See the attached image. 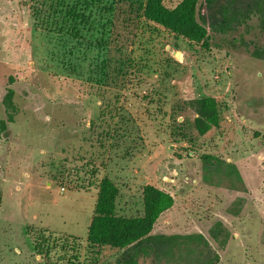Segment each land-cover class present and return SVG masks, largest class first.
Wrapping results in <instances>:
<instances>
[{
    "label": "rangeland",
    "instance_id": "rangeland-1",
    "mask_svg": "<svg viewBox=\"0 0 264 264\" xmlns=\"http://www.w3.org/2000/svg\"><path fill=\"white\" fill-rule=\"evenodd\" d=\"M34 3L0 0V119L11 82L19 108L0 138V264H121L124 250L87 241L104 177L118 184L125 216L143 214L148 184L174 196L153 233L202 232L219 264H264V61L216 34L209 48L162 29L151 34L120 11L98 85L95 67L80 77L48 68ZM146 49L151 68L143 70L136 58ZM203 96L219 104L220 122L200 135L188 101ZM205 155L235 164L245 189L226 177L207 181ZM218 220L232 233L225 248L209 234Z\"/></svg>",
    "mask_w": 264,
    "mask_h": 264
},
{
    "label": "trees",
    "instance_id": "trees-1",
    "mask_svg": "<svg viewBox=\"0 0 264 264\" xmlns=\"http://www.w3.org/2000/svg\"><path fill=\"white\" fill-rule=\"evenodd\" d=\"M120 11L134 15L151 34L162 29L204 48L213 45L216 34L229 48L244 49L256 60L264 61V0H180L174 6H169L166 0H35L34 30L44 38L47 53L50 52L52 64L48 68L69 77H80L90 76V69L95 67L99 70L96 84L103 85L110 68V45ZM241 28L244 32L240 33ZM251 33L253 37H246L245 34ZM149 52L146 49L145 55L136 58L139 59L136 66L143 70L151 68L150 58L146 57ZM11 84L3 98L6 118L0 119V138L19 113ZM188 103L197 113L194 127L200 135L219 125V104L213 97L194 98ZM203 160L207 181L211 182L212 176H217L218 181L226 177L233 188L245 189L235 164L213 155H205ZM88 173L96 178L99 169L94 166ZM96 189L98 198L87 241L90 245L124 250L121 264H138L149 256L159 259V264H219L220 254L202 232L153 233L160 216L174 206L171 193L148 184L143 191V214L125 216L117 210L120 188L114 180L104 177ZM2 203L0 193V210ZM242 206L240 197L229 211L238 214ZM209 234L221 248L226 247L232 235L222 220L214 223Z\"/></svg>",
    "mask_w": 264,
    "mask_h": 264
}]
</instances>
